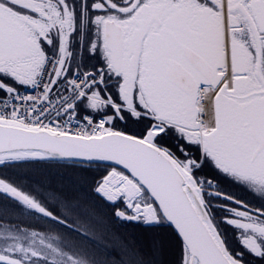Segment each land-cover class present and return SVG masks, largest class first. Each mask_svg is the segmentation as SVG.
Returning a JSON list of instances; mask_svg holds the SVG:
<instances>
[{"label":"snow or ice","instance_id":"obj_1","mask_svg":"<svg viewBox=\"0 0 264 264\" xmlns=\"http://www.w3.org/2000/svg\"><path fill=\"white\" fill-rule=\"evenodd\" d=\"M0 264H264V0H0Z\"/></svg>","mask_w":264,"mask_h":264}]
</instances>
